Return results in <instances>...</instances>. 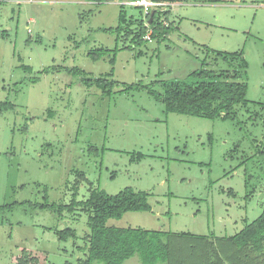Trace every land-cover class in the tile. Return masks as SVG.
Segmentation results:
<instances>
[{
  "label": "rangeland",
  "instance_id": "obj_1",
  "mask_svg": "<svg viewBox=\"0 0 264 264\" xmlns=\"http://www.w3.org/2000/svg\"><path fill=\"white\" fill-rule=\"evenodd\" d=\"M171 1L161 21L172 31L132 40L127 28L143 18L132 0H0V102L13 105L0 112V206L15 204L0 210V264H79L92 213L56 210L91 188L145 191L149 211L106 224L166 232L192 258L231 245L260 214L264 0ZM200 68L239 72L247 90L235 116L166 112L146 90L123 89L162 93ZM97 77L115 82L110 95L82 81ZM66 227L75 237L61 240Z\"/></svg>",
  "mask_w": 264,
  "mask_h": 264
},
{
  "label": "trees",
  "instance_id": "obj_2",
  "mask_svg": "<svg viewBox=\"0 0 264 264\" xmlns=\"http://www.w3.org/2000/svg\"><path fill=\"white\" fill-rule=\"evenodd\" d=\"M171 1V0H170ZM169 11L159 13L154 10L150 27L151 39L167 36L172 31V24H164ZM150 14L146 17L149 21ZM122 21L126 20L122 17ZM142 18L136 23L134 30L128 26L127 34L132 40H140L147 33V27ZM128 24H131L129 21ZM224 59L234 57L235 53L217 52ZM240 66L245 69L246 62L242 53ZM78 73L79 69H74ZM193 80L171 79L162 83V93L149 88L142 83L124 85V90H146L160 100L166 112H175L190 116L206 118L235 116V105L245 102L247 86L238 80L237 70H222L215 74L211 70L197 69L192 72ZM87 85H94L101 90L102 95H110L115 82L104 77L82 79ZM12 103L0 102V112L12 108ZM81 177H84L81 174ZM15 204L0 206V210L10 209ZM41 208H52L54 205L40 204ZM151 209L148 195L145 191L124 187L115 194L104 190L91 188L85 200H76L75 195L68 205H61L56 211L60 214L67 210L90 211L88 218L89 232L84 239L87 243L84 258H79V264H123L125 260L137 254L141 264H264L261 254L264 250V202L260 214L234 235L228 237L231 245L207 247L197 254L196 258L187 256L185 249L175 245L169 239L163 241L168 233L135 227H117L107 225L110 218L119 219L128 211H149ZM61 240L75 237V231L66 227L56 232ZM171 244L173 247L171 248ZM232 249V250H230ZM261 261V262H260ZM52 264V263H42ZM65 264H69L66 262Z\"/></svg>",
  "mask_w": 264,
  "mask_h": 264
},
{
  "label": "built area",
  "instance_id": "obj_3",
  "mask_svg": "<svg viewBox=\"0 0 264 264\" xmlns=\"http://www.w3.org/2000/svg\"><path fill=\"white\" fill-rule=\"evenodd\" d=\"M32 1V0H31ZM132 4L141 8L143 19L145 20L144 25L147 27V33L144 35V39L151 40V32L152 29L150 27L149 21H146V17L151 13V11H158L162 13L167 11L168 6H172L173 4L167 0H132ZM163 17H161V20Z\"/></svg>",
  "mask_w": 264,
  "mask_h": 264
},
{
  "label": "water",
  "instance_id": "obj_4",
  "mask_svg": "<svg viewBox=\"0 0 264 264\" xmlns=\"http://www.w3.org/2000/svg\"><path fill=\"white\" fill-rule=\"evenodd\" d=\"M153 13H154V11H151L150 18H149V22H151V20H152Z\"/></svg>",
  "mask_w": 264,
  "mask_h": 264
},
{
  "label": "crops",
  "instance_id": "obj_5",
  "mask_svg": "<svg viewBox=\"0 0 264 264\" xmlns=\"http://www.w3.org/2000/svg\"><path fill=\"white\" fill-rule=\"evenodd\" d=\"M172 4H174L172 1H171Z\"/></svg>",
  "mask_w": 264,
  "mask_h": 264
}]
</instances>
